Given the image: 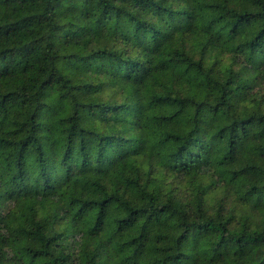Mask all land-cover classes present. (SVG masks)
I'll return each instance as SVG.
<instances>
[{"label":"trees","instance_id":"16d2710c","mask_svg":"<svg viewBox=\"0 0 264 264\" xmlns=\"http://www.w3.org/2000/svg\"><path fill=\"white\" fill-rule=\"evenodd\" d=\"M0 264H264V0H0Z\"/></svg>","mask_w":264,"mask_h":264}]
</instances>
